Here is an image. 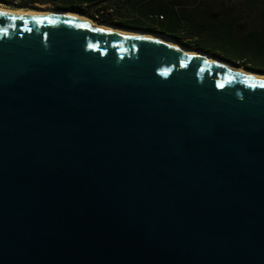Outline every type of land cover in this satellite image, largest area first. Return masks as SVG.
I'll use <instances>...</instances> for the list:
<instances>
[{"label":"water","instance_id":"95a60500","mask_svg":"<svg viewBox=\"0 0 264 264\" xmlns=\"http://www.w3.org/2000/svg\"><path fill=\"white\" fill-rule=\"evenodd\" d=\"M0 264H264V79L0 12Z\"/></svg>","mask_w":264,"mask_h":264},{"label":"trees","instance_id":"16d2710c","mask_svg":"<svg viewBox=\"0 0 264 264\" xmlns=\"http://www.w3.org/2000/svg\"><path fill=\"white\" fill-rule=\"evenodd\" d=\"M70 1L92 4L97 0ZM117 1L127 3L130 0ZM131 1L129 8L135 11L138 18L143 17L149 20V23H118L120 27L159 31L190 48L264 74V0H197L190 5L167 0ZM63 2L64 0H30L16 7L31 8L35 3L50 4L55 9L90 15L79 5L68 6ZM4 3L10 5L8 2ZM216 3L220 4V10H213ZM129 8L121 7L126 11H129ZM180 31L195 36L197 41L184 42L178 35Z\"/></svg>","mask_w":264,"mask_h":264},{"label":"bare ground","instance_id":"6f19581e","mask_svg":"<svg viewBox=\"0 0 264 264\" xmlns=\"http://www.w3.org/2000/svg\"><path fill=\"white\" fill-rule=\"evenodd\" d=\"M0 12L3 13H9V14H16V15H49V14H54V15H59L63 17H72V18H78L83 21L88 22L90 25L96 28H105L108 30H112L113 32L117 33H122L130 36H138V37H143V38H149L153 40H158L165 42L171 46L177 47L178 49L187 52L191 55H197L200 57H203L206 60L230 67L234 69L236 72L242 73L244 75L252 76L258 79H264V75H260L258 73H253L250 71L243 70L242 68H234L226 63H223L215 58H213L211 55L208 53H205L203 51H196L193 48L187 47L178 41L172 39L171 37L165 35V34H158L156 32H150L144 29H132V28H125V27H120L116 26L114 24H109L101 21H97L92 19L91 17L76 13V12H68V11H55L53 8H13V7H6L0 4Z\"/></svg>","mask_w":264,"mask_h":264},{"label":"rangeland","instance_id":"374dc122","mask_svg":"<svg viewBox=\"0 0 264 264\" xmlns=\"http://www.w3.org/2000/svg\"><path fill=\"white\" fill-rule=\"evenodd\" d=\"M26 1H30V0H0V4L6 7L17 8L16 5L20 3H24ZM55 1H59V0H55ZM167 1H171L173 3L175 2L176 4L190 5L197 0H167ZM4 2H8L10 5H6ZM128 2L121 3V2H118L117 0H97L96 2L90 4V3H79V2L71 3L70 0H64L63 3H66V5L68 4V6L70 4L77 5V6L79 5V7L83 11H86L90 14L89 17H91L92 19L101 21V22H107V23L111 22V24H114L117 26H121L118 23L138 22V21L145 25L148 24L149 20H146L143 17L138 18V15L135 13V11L129 8V5L132 4V1L130 0ZM58 4L63 5L59 2ZM122 6L129 8V11L122 10L121 9ZM219 6L220 4L216 3L215 5H213V10L215 11L220 10ZM31 8L38 9V8H54V7L50 4L35 3L33 4V7ZM178 35L180 39L183 40L184 42L193 43L197 41V38L195 36L187 35L186 32L183 33L180 31L178 32Z\"/></svg>","mask_w":264,"mask_h":264}]
</instances>
